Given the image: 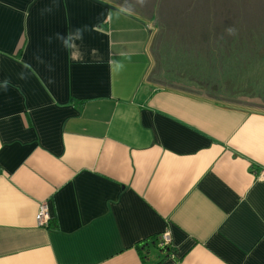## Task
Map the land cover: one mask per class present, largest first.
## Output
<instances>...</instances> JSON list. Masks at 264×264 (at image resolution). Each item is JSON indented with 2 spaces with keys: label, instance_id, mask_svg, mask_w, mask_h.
<instances>
[{
  "label": "crops",
  "instance_id": "0c3cea01",
  "mask_svg": "<svg viewBox=\"0 0 264 264\" xmlns=\"http://www.w3.org/2000/svg\"><path fill=\"white\" fill-rule=\"evenodd\" d=\"M154 9L0 0V264H264V106Z\"/></svg>",
  "mask_w": 264,
  "mask_h": 264
},
{
  "label": "rangeland",
  "instance_id": "374dc122",
  "mask_svg": "<svg viewBox=\"0 0 264 264\" xmlns=\"http://www.w3.org/2000/svg\"><path fill=\"white\" fill-rule=\"evenodd\" d=\"M144 1L145 0L141 2H139V0H132L133 3L138 4L143 3ZM148 1L151 9H156L158 7L159 10H162L163 13H165L164 22L170 19L175 20L171 21L174 23L180 22L185 17L186 20L191 19L190 22H194L192 27L196 28H191V30H194L195 34H199L201 31L202 35L205 32L208 34L207 30L209 29L221 31V29L215 28L218 27L216 22H224L229 17L230 12L231 16L238 15L239 13V15L243 14L244 17L248 16L249 18H252L253 21L259 19L264 20V0H217L221 4L219 9L220 15L218 16H214L217 11L213 6L214 0ZM172 10L176 12L173 13ZM170 12L173 15L169 14ZM200 13L204 18L206 17V20L210 19L212 22L214 19L212 22L214 25L208 23V27L204 29L205 31L200 28ZM171 22H168V24ZM166 23L167 22H165V24ZM256 25L258 28L259 24L256 23ZM173 26L174 27L172 28L174 29H180L177 25ZM167 29H169L168 25ZM219 34L220 33L218 32H213L212 36H210L212 39H209V36H196L191 38L193 40H191V43L194 45L206 44L212 48L211 53L213 57L208 60L211 62L212 68L209 65H207L206 68L199 66L200 71H198V73L200 74L201 80L207 81L212 86L213 93L218 94L219 98L229 99L240 103L242 101L244 104L248 105L264 106V101H262L261 104V102L246 99L244 97L245 95H248L249 97H257L260 95V98L264 96V30L260 29L258 31L256 29H250L246 34L249 38L245 37V39L228 38L226 35L224 36V33H222L223 35ZM253 37L255 38L253 39ZM197 55L198 57L202 56L200 53H197ZM170 61H173V57ZM259 88L262 90L259 91ZM238 92L240 93L239 96L237 94Z\"/></svg>",
  "mask_w": 264,
  "mask_h": 264
},
{
  "label": "trees",
  "instance_id": "16d2710c",
  "mask_svg": "<svg viewBox=\"0 0 264 264\" xmlns=\"http://www.w3.org/2000/svg\"><path fill=\"white\" fill-rule=\"evenodd\" d=\"M198 1V0H197ZM233 2V1H232ZM213 6H214V9L217 10L214 14V16H218L220 15L219 14V9L221 7V4L219 1L217 0H214L213 1ZM169 5V4H168ZM173 11V10H172ZM176 11H173V13H175ZM178 12V11H177ZM165 14V13H164ZM168 14V13H167ZM171 14V12L169 13ZM231 14V12H230ZM229 14V17L224 21V22H216L217 23V26L218 27H215L217 29H221V30H227L229 33L226 35V37L228 38H243L245 39V37L249 38V36H246V34L250 31V29H256V30H264V20H255L253 21L252 18H249L248 16L247 17H244L243 14L239 15H235V16H231ZM173 15V14H171ZM200 28H202V30L206 29L208 27V23L211 24V25H214L210 19H207L206 20V17L204 18L201 13H200ZM220 17V16H219ZM186 17L181 20L180 22H175L174 25H177L178 27L182 28V29H196V28H193L192 25L194 24V22H190L191 19L189 20H186ZM175 21V20H174ZM214 21V19H213ZM171 22V21H170ZM168 23V21H167ZM172 23V22H171ZM257 24H259V27L257 28ZM171 28V26H168ZM213 27V26H212ZM242 34V35H241ZM245 35V36H244ZM255 37H253L254 39ZM49 228H57V222L55 219H53L51 217L50 219V223L48 225ZM159 239V238H158ZM165 250L169 251L170 249L169 248H165Z\"/></svg>",
  "mask_w": 264,
  "mask_h": 264
},
{
  "label": "built area",
  "instance_id": "2783aa9c",
  "mask_svg": "<svg viewBox=\"0 0 264 264\" xmlns=\"http://www.w3.org/2000/svg\"><path fill=\"white\" fill-rule=\"evenodd\" d=\"M51 215L48 211V207L46 204H42L40 206L39 212L37 214V221L42 226H47L50 223ZM159 246L162 249L169 248L172 250V240L171 235L168 231L162 233L159 237Z\"/></svg>",
  "mask_w": 264,
  "mask_h": 264
},
{
  "label": "flooded vegetation",
  "instance_id": "af4514ba",
  "mask_svg": "<svg viewBox=\"0 0 264 264\" xmlns=\"http://www.w3.org/2000/svg\"><path fill=\"white\" fill-rule=\"evenodd\" d=\"M204 32V31H203ZM213 32H218V33H220L219 35H221L222 33H224V36L225 35H227L229 32L227 31V30H218V31H214V30H212V29H209V30H207V36H209V39H212V37H210V36H212V34H213ZM223 35V34H222ZM227 46V45H226ZM228 47V46H227Z\"/></svg>",
  "mask_w": 264,
  "mask_h": 264
},
{
  "label": "water",
  "instance_id": "95a60500",
  "mask_svg": "<svg viewBox=\"0 0 264 264\" xmlns=\"http://www.w3.org/2000/svg\"><path fill=\"white\" fill-rule=\"evenodd\" d=\"M128 3V2H127ZM126 4V3H125ZM211 5V4H210ZM160 6V5H159ZM159 10V9H158ZM212 10V9H211ZM189 12V11H188ZM184 17V16H183ZM211 18H212V16H211ZM156 21H158V12H157V19H156ZM155 21V22H156ZM213 22V21H212ZM159 24V23H158ZM154 25H155V23L153 24V27H154ZM149 33L151 34V31H149ZM211 43H212V40H211Z\"/></svg>",
  "mask_w": 264,
  "mask_h": 264
}]
</instances>
